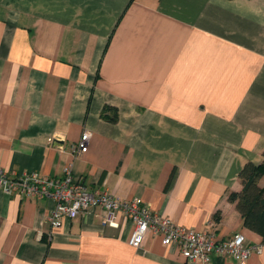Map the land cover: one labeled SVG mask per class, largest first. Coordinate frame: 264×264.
<instances>
[{
	"label": "crops",
	"instance_id": "0c3cea01",
	"mask_svg": "<svg viewBox=\"0 0 264 264\" xmlns=\"http://www.w3.org/2000/svg\"><path fill=\"white\" fill-rule=\"evenodd\" d=\"M263 151L264 0H0L7 172L69 169L178 225L262 244L228 195ZM52 207L0 189V264H203L159 236L132 247L121 211L103 225L96 204L55 228ZM207 264L238 263L213 254ZM245 264H264V248Z\"/></svg>",
	"mask_w": 264,
	"mask_h": 264
},
{
	"label": "built area",
	"instance_id": "2783aa9c",
	"mask_svg": "<svg viewBox=\"0 0 264 264\" xmlns=\"http://www.w3.org/2000/svg\"><path fill=\"white\" fill-rule=\"evenodd\" d=\"M89 132L84 131L76 152H85ZM0 189L6 194L19 193L34 198L53 201L48 220L57 228L66 218H74L90 206L100 205L102 224L116 225L115 216L121 211L133 225L127 239L129 245L140 248L147 236H159L165 246L179 250L189 262L207 264L213 254L233 257L238 264H245L253 253H261L263 244H246L243 234L216 239L209 232L197 231L174 223L171 219L151 210L140 198L120 200L108 193L89 190L76 180L67 169L61 178H51L35 172L16 174L0 167Z\"/></svg>",
	"mask_w": 264,
	"mask_h": 264
},
{
	"label": "trees",
	"instance_id": "16d2710c",
	"mask_svg": "<svg viewBox=\"0 0 264 264\" xmlns=\"http://www.w3.org/2000/svg\"><path fill=\"white\" fill-rule=\"evenodd\" d=\"M104 117L112 122L116 120L115 113L104 114ZM238 176L242 187L239 192L230 193L228 198L235 203L242 225L260 235L264 244V184L260 183L264 179V151L259 164L245 163Z\"/></svg>",
	"mask_w": 264,
	"mask_h": 264
}]
</instances>
